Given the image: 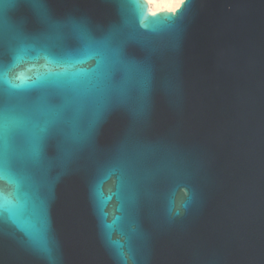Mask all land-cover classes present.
Wrapping results in <instances>:
<instances>
[{"label": "water", "instance_id": "obj_1", "mask_svg": "<svg viewBox=\"0 0 264 264\" xmlns=\"http://www.w3.org/2000/svg\"><path fill=\"white\" fill-rule=\"evenodd\" d=\"M123 4L46 0L62 24L101 32L126 20L146 34L143 19L170 26L171 40L141 113L111 110L90 143L66 158L48 151L24 183L18 222L0 216V264H123L121 254L127 264H264V0H183L155 13L145 0ZM31 13L8 6L13 22ZM133 124L187 185L172 202L146 184L134 216L112 161ZM41 230L44 247L29 235Z\"/></svg>", "mask_w": 264, "mask_h": 264}, {"label": "snow or ice", "instance_id": "obj_2", "mask_svg": "<svg viewBox=\"0 0 264 264\" xmlns=\"http://www.w3.org/2000/svg\"><path fill=\"white\" fill-rule=\"evenodd\" d=\"M108 2L123 13V0ZM20 4L32 13L13 22L8 6ZM140 26L149 31L139 34L125 20L93 32L53 19L46 0H0V182L11 185L9 191L0 183V216L18 222L24 183L42 168L49 150L66 158L91 142L105 113L144 110L171 36L170 26L150 27L143 19ZM41 60L42 70L34 72ZM21 65L31 67L17 71ZM112 161L133 216L146 184L158 198L187 196L184 176L166 150L147 142L134 124L113 147ZM29 235L45 246L43 230ZM120 259L127 264L123 254Z\"/></svg>", "mask_w": 264, "mask_h": 264}, {"label": "bare ground", "instance_id": "obj_3", "mask_svg": "<svg viewBox=\"0 0 264 264\" xmlns=\"http://www.w3.org/2000/svg\"><path fill=\"white\" fill-rule=\"evenodd\" d=\"M151 13L162 10L174 11L183 0H145Z\"/></svg>", "mask_w": 264, "mask_h": 264}]
</instances>
